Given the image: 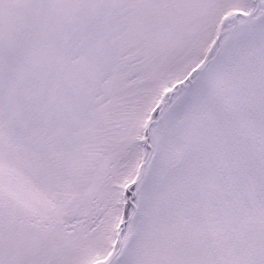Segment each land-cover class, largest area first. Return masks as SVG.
Segmentation results:
<instances>
[{
    "label": "snow or ice",
    "instance_id": "1",
    "mask_svg": "<svg viewBox=\"0 0 264 264\" xmlns=\"http://www.w3.org/2000/svg\"><path fill=\"white\" fill-rule=\"evenodd\" d=\"M0 264H264V0H0Z\"/></svg>",
    "mask_w": 264,
    "mask_h": 264
}]
</instances>
